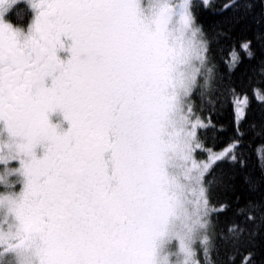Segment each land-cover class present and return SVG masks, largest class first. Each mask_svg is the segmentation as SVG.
Segmentation results:
<instances>
[{
  "label": "snow or ice",
  "instance_id": "snow-or-ice-1",
  "mask_svg": "<svg viewBox=\"0 0 264 264\" xmlns=\"http://www.w3.org/2000/svg\"><path fill=\"white\" fill-rule=\"evenodd\" d=\"M18 5L27 27L9 19ZM210 7L0 0V264H225L221 248L264 264V192L223 227L231 206L214 199V185L230 183L216 169L240 159L235 143L207 146L213 113L230 94L240 120L250 101L228 83L235 49L221 75L197 14ZM256 8L223 10L238 21ZM240 48L255 59L251 41ZM256 71L264 77V61Z\"/></svg>",
  "mask_w": 264,
  "mask_h": 264
},
{
  "label": "trees",
  "instance_id": "trees-1",
  "mask_svg": "<svg viewBox=\"0 0 264 264\" xmlns=\"http://www.w3.org/2000/svg\"><path fill=\"white\" fill-rule=\"evenodd\" d=\"M211 7L206 11H198L199 22L203 25L210 40L216 63L221 75H225V64L229 59V53L235 49L241 59L236 74L228 80L234 84L239 95H246L250 103L246 108V116L239 123L235 120V112L230 104L231 95L221 97L219 107L213 113L215 130L207 133V146L215 151L228 148L232 144L238 145L236 151L240 163L229 161L216 169L214 175L218 178L227 177L230 183L227 187L218 183L213 187L214 199L228 203L231 207L220 218V226H225L234 219L233 212L237 204L243 205L247 199L259 198L264 192V176L259 167L258 153H264V134L261 133V121L264 120V77L256 71L264 61V24H258L259 0H254L257 5L256 15L245 16L238 21L234 20L231 11H224V6L229 0H210ZM226 35H220V33ZM245 41L252 42L255 59L248 60L240 45ZM255 127H252V125ZM239 129V130H238ZM207 153H203L201 159H206ZM255 182L260 189L255 193L249 191L247 181ZM231 252V250H228ZM234 261L228 260L223 248L220 249V257L225 264H246L247 257L244 250L234 253ZM259 258V256H258Z\"/></svg>",
  "mask_w": 264,
  "mask_h": 264
},
{
  "label": "flooded vegetation",
  "instance_id": "flooded-vegetation-1",
  "mask_svg": "<svg viewBox=\"0 0 264 264\" xmlns=\"http://www.w3.org/2000/svg\"><path fill=\"white\" fill-rule=\"evenodd\" d=\"M18 7L23 8L24 5H18ZM10 21L19 27H27L30 22V12L27 8H23L21 15L17 16L16 12L13 11L9 14Z\"/></svg>",
  "mask_w": 264,
  "mask_h": 264
},
{
  "label": "rangeland",
  "instance_id": "rangeland-1",
  "mask_svg": "<svg viewBox=\"0 0 264 264\" xmlns=\"http://www.w3.org/2000/svg\"><path fill=\"white\" fill-rule=\"evenodd\" d=\"M209 1H210V0H209ZM235 120H236L237 123H239L241 119L238 120V118H237L236 115H235ZM228 148H229V147H228ZM228 148H225V149L220 150V151H215L214 153H220V152L226 151ZM207 155H208V153H207Z\"/></svg>",
  "mask_w": 264,
  "mask_h": 264
}]
</instances>
